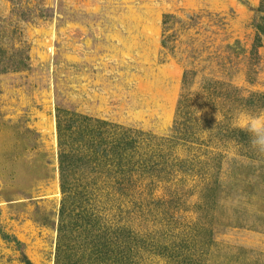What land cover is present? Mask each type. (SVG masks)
Instances as JSON below:
<instances>
[{
  "label": "rangeland",
  "instance_id": "374dc122",
  "mask_svg": "<svg viewBox=\"0 0 264 264\" xmlns=\"http://www.w3.org/2000/svg\"><path fill=\"white\" fill-rule=\"evenodd\" d=\"M260 5L0 0V264H113L111 241L117 264H264V157L226 137L237 111L264 103ZM190 71L193 136L176 146L165 140ZM59 121L74 147L89 121L138 132L168 181L139 190L141 207L120 204L97 169L76 171L62 216ZM85 206L97 217L76 226Z\"/></svg>",
  "mask_w": 264,
  "mask_h": 264
},
{
  "label": "trees",
  "instance_id": "16d2710c",
  "mask_svg": "<svg viewBox=\"0 0 264 264\" xmlns=\"http://www.w3.org/2000/svg\"><path fill=\"white\" fill-rule=\"evenodd\" d=\"M257 12L264 14V0H261V5ZM172 19V15L165 16L163 24L166 29L169 27ZM256 25L258 32L257 41L260 42L259 34L264 35L263 16L260 17V22H258ZM163 46L165 48L168 47L166 45V41L163 43ZM192 78L193 74L191 71L185 73L183 87L184 93L182 94V100L180 101L178 107V116L182 120L177 121L174 129L175 134L171 135L170 138L165 140L167 142H171L170 144H175L176 146L189 145L191 143L190 138L193 136L191 133L193 128L191 124L193 122V116L191 114L192 104L195 99L193 98L194 94L190 91V88L192 87ZM257 99L264 102V96H259ZM252 101H255L253 97L246 99V107H254ZM263 108L264 103L257 106V109ZM196 122L197 120H195V123ZM87 126L88 127L86 130L81 132L74 140V142L77 143V145L74 147L73 145L67 146L66 141L68 128L64 127L60 121L58 122L59 142L61 147L60 180L62 190L65 195L62 205V216H65L67 203L70 201V198H72L73 185L76 187L78 186V182H80H74L76 171L81 172L84 169L90 170L89 173L91 174H96L95 169H97V174H104V179L107 181L109 188L112 187L111 189H113L114 192L121 194L117 200L121 202L120 204H137L142 207L145 199L141 198L143 191L139 192V190L142 188H147V196H150V190L155 188L157 184L168 181L166 174L167 169H170V167L166 166L165 156L163 154L162 156L150 154L148 151H146L145 146L148 147L150 142L145 144V141H143L141 143L142 137L141 135L137 134L138 132L115 126L108 122L100 121H89L87 122ZM230 131L227 132L228 135L226 137L233 138L236 136V133H239L241 134V142L245 143L250 140L247 134L241 130L235 129ZM143 144H145V146H143ZM179 163H177L176 166H179ZM172 167H174V165ZM192 172H194L193 169ZM204 185H206L207 188L209 187L207 183ZM115 187L117 190H115ZM204 190L206 189L203 188L201 192ZM135 191L137 193H135ZM208 193L205 196L207 199L210 197V194ZM200 198H202V196H200ZM180 200V197L175 196L171 197L168 201H170V203L179 205ZM157 201L161 203L165 202L162 197L157 199ZM93 211L94 209L92 206H85L84 209L81 210L73 219L74 224L78 226L77 221L83 218L85 219L88 217L92 219V216L97 217L96 215L92 214ZM93 223H95L94 220ZM66 226L67 225L65 224L62 225L60 229L61 233L65 232ZM111 229L115 230L116 234H119L120 231L124 230L123 227H116L115 229L112 227ZM208 243H210V241ZM111 244L112 248L109 250L114 254L111 258L112 263L117 264L119 261L118 256L120 255L118 250H120L119 248L122 246L121 244H118V242L113 241H111L110 245ZM57 264H59V260Z\"/></svg>",
  "mask_w": 264,
  "mask_h": 264
},
{
  "label": "clouds",
  "instance_id": "9594fccd",
  "mask_svg": "<svg viewBox=\"0 0 264 264\" xmlns=\"http://www.w3.org/2000/svg\"><path fill=\"white\" fill-rule=\"evenodd\" d=\"M217 119H223L217 116ZM231 126L249 135L251 149L260 157H264V109L255 112L237 111L232 118Z\"/></svg>",
  "mask_w": 264,
  "mask_h": 264
}]
</instances>
